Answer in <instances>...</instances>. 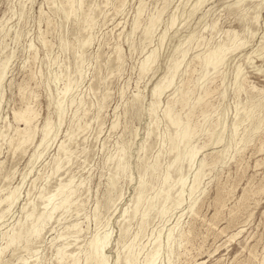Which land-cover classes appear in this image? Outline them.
I'll list each match as a JSON object with an SVG mask.
<instances>
[{"label": "rangeland", "instance_id": "rangeland-1", "mask_svg": "<svg viewBox=\"0 0 264 264\" xmlns=\"http://www.w3.org/2000/svg\"><path fill=\"white\" fill-rule=\"evenodd\" d=\"M220 45L232 48L220 71L204 68L200 56ZM183 48L175 81L152 112V87ZM152 50L158 58L142 72ZM4 66L0 264H59L62 245L84 264L90 240L106 233L107 264H128L130 247L135 264H143L158 241L156 264H264V0H0ZM178 89L190 90V103L204 96L192 110V144L200 150L180 170L169 168L176 129L165 116ZM189 106L177 102L174 110L186 117ZM25 110L36 114V133L17 147L23 122L14 112ZM47 118L53 129L40 144ZM167 170L174 187L163 203L157 194L166 187ZM143 175L145 198L134 214ZM70 180L76 191L70 208L56 210L38 236L6 248L9 236L26 234L48 210L46 197ZM15 189L17 199L8 206L4 199ZM64 264L76 263L68 258Z\"/></svg>", "mask_w": 264, "mask_h": 264}, {"label": "bare ground", "instance_id": "bare-ground-1", "mask_svg": "<svg viewBox=\"0 0 264 264\" xmlns=\"http://www.w3.org/2000/svg\"><path fill=\"white\" fill-rule=\"evenodd\" d=\"M200 3V2H199ZM239 4V3H238ZM153 22V21H152ZM175 22V19H172V23ZM152 24V23H151ZM171 24V23H170ZM150 26V25H149ZM153 26V24H152ZM151 27V26H150ZM148 29V28H147ZM151 29V28H150ZM147 30V33H150L151 30ZM169 30V29H168ZM165 32V31H164ZM165 37V36H164ZM227 43V42H226ZM236 44V41L234 39L232 46H234ZM189 47V46H188ZM232 50L231 46H226V45H220L218 46L216 49L211 50L209 53H207L206 55L200 56L201 57V62L204 68H213L215 71H218L219 68L221 67V65L224 63L225 58L227 56V52L228 50ZM181 52V56L179 54L180 57H176L173 60V64L169 67V69L167 70V72L153 85L152 87V92H153V100L151 103V109L152 112L156 111V108L158 107L159 103H160V95L162 93H164L163 91L170 87L171 85H173L174 81H175V77L183 63V61L185 60V57L187 55V49L183 48L180 50ZM123 53V52H122ZM229 53V52H228ZM156 57L158 58V56L156 55V51L152 50L148 56L146 57V59L143 61L142 60V65H141V70L142 72H145L147 70H149L151 68V66L153 65V63L156 61ZM249 60V59H248ZM252 60V58H251ZM225 66V65H224ZM212 71V70H211ZM210 71V73H211ZM220 71V70H219ZM5 66L0 68V87H1V83L3 81L4 75H5ZM182 72V71H181ZM209 71H207L208 73ZM236 77H239L241 69L239 68L238 71H236ZM206 77V74H204L202 77L199 78V81L201 80V78ZM206 80H204L203 82H200V85L203 86ZM196 85V84H195ZM209 85V84H208ZM172 87V86H171ZM170 87V88H171ZM70 90V85H67L65 87L64 93H67ZM179 93H177L178 95H180V97L175 98L171 103H169V105L167 106V108L165 109V116L167 117L168 121L175 127V135L171 138V149H174L176 152V155L174 157V160L172 161V163L169 165V168L176 164L177 165V169L180 170L181 169V164H183V162L185 160H188L187 162L192 165L195 157L197 155V153L199 152L200 149L196 148L193 144H192V139L194 138V136L197 133V129L196 127L193 126L192 123V115H193V108L196 106V104H200V102L203 100L204 96H199L196 101H194L193 103L189 102V98H188V91H182V89H178ZM205 93V95L210 93V88L208 86H206L203 90ZM176 92V91H175ZM225 96V95H224ZM223 96V97H224ZM140 98V97H139ZM179 102L181 103L183 106H189V113L187 114L186 117H183L180 113H177L174 110V106L175 104ZM28 109V108H27ZM58 109H59V114L62 115V113L64 112V107L62 105V101L60 100L58 102ZM151 112V111H150ZM35 113L32 112L31 110H25L24 112H20V111H15L14 112V117L16 119L22 120L21 122H23V127L20 129V138L18 140L17 143V147H20L21 145L33 140L34 136H35V129L33 127V119L35 118ZM246 115V114H245ZM248 115V114H247ZM207 116H209L207 114ZM249 117V116H247ZM206 116H204V120L206 122ZM159 119V118H158ZM201 119V118H200ZM240 119V118H239ZM239 119H237L233 124V132H235L237 130L238 124H239ZM226 123V122H225ZM195 125V124H194ZM202 127V126H201ZM224 127V126H223ZM53 129L52 127V123L51 120L49 118L46 119L45 124L43 125L42 128V138L40 141V144H42L50 135L51 130ZM201 129V128H200ZM214 129V128H213ZM151 131H148V133H150ZM236 133V132H235ZM234 133V134H235ZM210 135L213 136L214 135V131L210 132ZM4 136V135H3ZM207 136V135H206ZM220 137V136H219ZM67 139V138H66ZM73 139V138H72ZM221 140V138H220ZM219 140V141H220ZM217 141V142H219ZM198 147V146H197ZM200 147V146H199ZM203 147V146H202ZM60 149L63 151H67V147L63 144L60 145ZM166 150V149H165ZM23 151V150H22ZM124 156V155H123ZM64 158V157H63ZM123 159V158H122ZM56 161V160H55ZM122 161V160H121ZM121 161H119V165H121ZM205 161V160H204ZM203 160H201L200 164L198 165V169L195 173V177L191 186V194L195 191V189H197V187L199 186V182H200V175L201 172L205 166ZM61 163V162H60ZM118 165V166H119ZM184 166V165H183ZM122 167V166H121ZM60 168V167H59ZM123 168V167H122ZM168 168V169H169ZM152 172L156 169L155 164H152L151 166ZM57 170V169H56ZM59 171V170H58ZM172 171V170H171ZM148 173V169H146L145 174ZM170 171L167 170V172L165 173L162 183L163 185L166 184V187L164 188V190L159 191L158 192V196H161L159 198L162 199V202L165 203L167 202L170 198H171V194L170 191L171 189L174 187V184L170 181ZM144 175L141 178L140 181V187L139 190L135 196V200H134V208H133V213L136 214L137 211L139 210V205L142 202V199L144 197V192H145V183L146 180L144 179ZM172 179V178H171ZM82 181V180H81ZM177 183H180L182 186V190L179 192V197L182 196L183 194V186L185 185V178L183 176V174L180 173L179 178L176 181ZM72 180H70L68 183L65 184H60L59 187L56 189L55 192L51 193L50 195H48L45 199L46 202V206L49 207L48 210L46 212H42L40 213L36 219L35 222L32 226V228L26 232V234H23L22 231H17L14 232L13 234H11L9 236V240L7 242L6 248L9 247L10 245L13 244H17L19 243L23 238L28 240L31 238V236L33 237V235L38 236L40 233H42V229L44 227V224L52 218L54 212L58 209L63 208L64 211L68 208H70L69 206L72 204L73 199L72 196L73 194L76 192L72 185ZM80 185V184H79ZM145 187V188H144ZM155 196V195H154ZM178 197V198H179ZM145 198V197H144ZM158 198V199H159ZM178 198H176L178 200ZM17 199V190H12L6 197H5V201L8 203V206L12 205L13 202ZM155 200V198H153ZM181 199V198H180ZM76 202V201H75ZM154 202V201H153ZM5 203V202H4ZM148 203V202H147ZM152 202H149V204L147 205L146 209L143 212V215L146 216L148 215L147 212L148 210H150V208L152 207L151 205ZM177 203H181L179 200L177 201ZM196 203V202H195ZM176 204V203H175ZM2 205V204H1ZM133 205V204H132ZM5 206V205H4ZM44 207V206H43ZM128 210V209H127ZM35 211V210H34ZM33 211V212H34ZM132 211V210H131ZM161 214L165 213L164 209L161 210ZM33 212H31L29 214V216L33 215ZM124 212H126V209L124 210ZM57 213V212H56ZM193 213V212H192ZM129 214V213H128ZM164 215V214H163ZM126 216V215H125ZM136 216V215H135ZM122 218V217H121ZM32 219V218H31ZM123 219V218H122ZM32 221V220H31ZM26 222V221H25ZM48 223V222H47ZM75 226V225H74ZM70 228V227H69ZM19 229V228H18ZM28 229V227H27ZM45 229V228H44ZM74 230V229H73ZM82 231V230H81ZM172 231L173 229H170L167 239L170 242L171 238H172ZM25 232V231H24ZM69 232V231H68ZM75 232H78V230H76ZM111 235V234H110ZM122 235V234H121ZM187 235V234H186ZM191 235V234H190ZM108 233H106L103 237L101 236H95L94 238H92L90 240L89 246H90V250L87 253L86 257H85V263L84 264H107V258L102 250V247H104L107 242H108ZM71 238V237H70ZM160 239V238H159ZM67 240V239H66ZM54 242V241H53ZM65 242V241H64ZM67 243V242H65ZM31 244V243H30ZM158 248H156L153 252H151L149 254V256L146 258L145 262L143 264H156V260L158 258V253L160 250V242L158 241L157 243ZM131 246V245H130ZM68 248V247H67ZM68 249H66L65 245H62L57 251H58V259H59V264H64V262L66 260H68V258L71 259L72 263H80V257L76 256L75 254H67ZM29 251V250H28ZM128 253V252H127ZM134 250L132 247L129 248V253L126 255L127 256V262L128 264H135L134 258ZM56 256V254H55ZM121 256V255H120ZM120 259V257H119ZM139 260V259H138ZM118 261V259L116 260ZM120 261V260H119ZM125 262V261H124ZM24 264H27V262L25 261Z\"/></svg>", "mask_w": 264, "mask_h": 264}]
</instances>
